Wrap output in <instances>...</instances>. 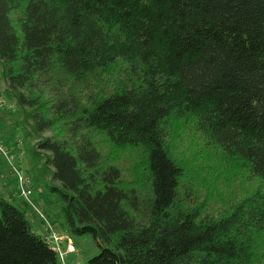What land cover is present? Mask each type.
<instances>
[{
  "label": "trees",
  "instance_id": "16d2710c",
  "mask_svg": "<svg viewBox=\"0 0 264 264\" xmlns=\"http://www.w3.org/2000/svg\"><path fill=\"white\" fill-rule=\"evenodd\" d=\"M0 64L61 229L99 247L85 264H264V191L200 215L167 148L185 122L264 181V0H0ZM97 134L139 152L144 192L101 163ZM11 197L0 196V264H63L26 211L53 217Z\"/></svg>",
  "mask_w": 264,
  "mask_h": 264
},
{
  "label": "rangeland",
  "instance_id": "374dc122",
  "mask_svg": "<svg viewBox=\"0 0 264 264\" xmlns=\"http://www.w3.org/2000/svg\"><path fill=\"white\" fill-rule=\"evenodd\" d=\"M4 88L3 67L0 64V98L4 100L0 109V146L8 150L12 164L33 181L31 199L37 202L38 211L42 210L45 217L47 215L49 218H55L56 228L71 237L75 252L65 257L64 264H85L88 259L99 253V247L88 234L72 236L61 229L60 224L64 221L63 215L60 214L61 202L58 196L47 188L48 175H42L41 172L43 159L32 154L37 139L30 136L29 125L22 122V113L14 101L6 97ZM9 139L15 142L20 140L17 152L10 150L13 146H8ZM93 140L101 154V163L104 166L112 164L120 169L122 186L134 188L138 192L147 189V175L137 150L116 149L98 134L94 135ZM167 144L173 158L183 169L180 197L186 207L196 208L200 215L226 216L243 198L264 191L263 180L252 177L239 159L226 154L220 146L210 144L198 134L193 125L175 121L170 127ZM15 179L16 172L6 156L0 152V196H13L20 200ZM26 216L34 232L41 236L48 233L45 223L41 216L36 214L33 206L26 211ZM255 240L264 242L262 235H256ZM259 246L260 244H257L258 249L254 253L256 260L261 259Z\"/></svg>",
  "mask_w": 264,
  "mask_h": 264
},
{
  "label": "built area",
  "instance_id": "2783aa9c",
  "mask_svg": "<svg viewBox=\"0 0 264 264\" xmlns=\"http://www.w3.org/2000/svg\"><path fill=\"white\" fill-rule=\"evenodd\" d=\"M4 104V100L0 98V109ZM0 152L6 156L7 160L10 162V165L13 167V170L16 172V187L17 193L20 197L31 202V195L33 193L32 182L30 176L25 175L19 168H16L12 164V157L8 155V150L0 146ZM40 216L43 218V214L40 212ZM44 219V218H43ZM46 229L48 233L44 236L45 242L51 247V249L56 252L61 263H65L64 259L69 253L75 252L74 243L69 235L62 232L55 226H53L49 221L44 220Z\"/></svg>",
  "mask_w": 264,
  "mask_h": 264
},
{
  "label": "crops",
  "instance_id": "0c3cea01",
  "mask_svg": "<svg viewBox=\"0 0 264 264\" xmlns=\"http://www.w3.org/2000/svg\"><path fill=\"white\" fill-rule=\"evenodd\" d=\"M15 187H16V186H15ZM11 199H12V200H16V198H14L13 196L11 197ZM33 201H35V200H33ZM36 204H37V202H36ZM50 220H52L53 222H56L55 218H51ZM69 254H71V253H69Z\"/></svg>",
  "mask_w": 264,
  "mask_h": 264
}]
</instances>
